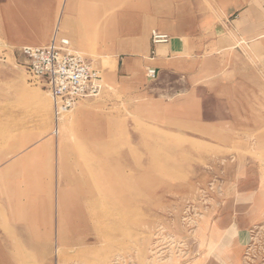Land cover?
Wrapping results in <instances>:
<instances>
[{"label": "rangeland", "instance_id": "374dc122", "mask_svg": "<svg viewBox=\"0 0 264 264\" xmlns=\"http://www.w3.org/2000/svg\"><path fill=\"white\" fill-rule=\"evenodd\" d=\"M60 27L104 88L58 130L51 95L0 55V195L17 202L0 215V264H264V207L250 212L264 190L262 49L223 63L250 113L240 133L186 134L168 100L154 110L111 83L103 23Z\"/></svg>", "mask_w": 264, "mask_h": 264}, {"label": "crops", "instance_id": "0c3cea01", "mask_svg": "<svg viewBox=\"0 0 264 264\" xmlns=\"http://www.w3.org/2000/svg\"><path fill=\"white\" fill-rule=\"evenodd\" d=\"M84 22L104 24L103 52L117 55L110 79L118 90L147 95L154 110L168 100L172 124L182 133H240V121L250 113L241 109L233 80L223 77L232 76L233 66L224 69L223 63L243 47L249 58L257 46L264 54V0H0V55L45 46L57 28L68 36L61 25ZM154 29L168 42L154 45ZM209 97L222 104L212 116ZM263 191L252 196V214L264 207ZM16 204L0 195V215L14 213ZM245 223L239 219L228 229Z\"/></svg>", "mask_w": 264, "mask_h": 264}, {"label": "built area", "instance_id": "2783aa9c", "mask_svg": "<svg viewBox=\"0 0 264 264\" xmlns=\"http://www.w3.org/2000/svg\"><path fill=\"white\" fill-rule=\"evenodd\" d=\"M169 38L166 33L152 30L154 45L166 43ZM16 54L30 78L51 95L58 130L59 118L65 112L74 109L81 100L98 97L104 88L101 71L76 51L58 28L47 45L24 46ZM148 75L155 78L157 72L150 68Z\"/></svg>", "mask_w": 264, "mask_h": 264}]
</instances>
